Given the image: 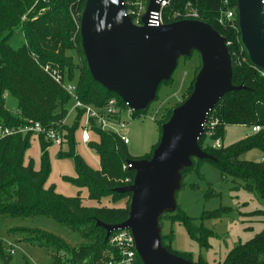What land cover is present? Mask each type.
<instances>
[{
    "label": "trees",
    "instance_id": "trees-1",
    "mask_svg": "<svg viewBox=\"0 0 264 264\" xmlns=\"http://www.w3.org/2000/svg\"><path fill=\"white\" fill-rule=\"evenodd\" d=\"M85 1L0 0V122L19 126L24 118H29L50 126L66 117L71 96L44 70L47 65L58 70L65 80H76L77 95L84 103L102 107L110 98L116 97L119 105L126 108L117 94L92 78L87 67L80 44V18ZM199 4L202 19L230 42L227 48L234 62L233 84L246 88L230 91L218 101L207 115L204 133L198 139V144L213 156L208 160L216 165L223 178L243 183L264 204V162L241 159V155L251 148H258L264 154V76L254 68L246 50L241 55L246 61L241 64L236 62L234 54L240 52V31L217 25L213 17L219 0H199ZM233 5L236 8L237 0H233ZM16 27H20L24 35V42L17 48L9 43ZM72 51L77 54V60ZM200 67L201 63L194 70L184 100L175 107L191 94ZM171 80L172 77L164 80L160 86ZM7 92L18 100L16 113L5 106L4 95ZM175 107H168L164 114L161 113L159 139L162 125L169 120ZM147 109L133 110L131 115L140 116ZM81 119L79 113L71 126H65L70 150L60 152V156L72 158L75 165L76 176L65 179L78 188H86L88 198L96 201V205H83L80 193L68 197L57 193L55 186H46L51 172L48 156L51 143L41 138V166L36 168L32 160L25 161L32 134H15L0 140V223L8 217L33 218L43 215L56 220L83 240L79 246L72 247L60 237L39 229H18L27 240L50 250L51 264H106L109 260L119 259L118 249L110 245L106 230L97 225V220L107 224L126 220L131 193H119L115 188L131 184L135 172L124 170L123 163L132 159H149L159 142L144 156L134 158L130 156L127 144L116 133L92 126V139L87 144L97 153L100 164L99 169H93L75 151V132L80 127ZM212 119H217L213 128L209 124ZM231 125H259L262 129L227 147L205 144L207 139L223 140L225 128ZM202 160L205 159L196 158L183 177L190 169L197 168ZM123 200V205H114ZM256 214H264V211ZM164 217H180L187 224L190 220L178 208L160 219ZM162 237V244L167 250L193 261L190 254L171 249L167 243L170 237H167L168 240L166 236ZM3 245L0 240V264H10L13 253ZM193 262L209 264L201 258ZM139 264H143L142 261ZM223 264H264V229L246 243L238 245Z\"/></svg>",
    "mask_w": 264,
    "mask_h": 264
},
{
    "label": "water",
    "instance_id": "water-1",
    "mask_svg": "<svg viewBox=\"0 0 264 264\" xmlns=\"http://www.w3.org/2000/svg\"><path fill=\"white\" fill-rule=\"evenodd\" d=\"M150 0L149 12L158 10ZM241 41L253 66L264 70V8L262 0H237ZM132 23L124 0H86L80 19L81 46L92 78L117 94L135 111L155 100L160 84L171 77L178 59L197 50L203 65L188 98L173 109L162 125L159 142L149 159L128 160L133 182L115 188L130 192L126 220H97L108 239L113 231L129 229L143 264H196L162 244L158 220L176 208L174 194L180 168L191 159H213L198 144L208 113L228 92L246 88L233 84V63L224 37L209 23L177 20L163 25Z\"/></svg>",
    "mask_w": 264,
    "mask_h": 264
},
{
    "label": "rangeland",
    "instance_id": "rangeland-1",
    "mask_svg": "<svg viewBox=\"0 0 264 264\" xmlns=\"http://www.w3.org/2000/svg\"><path fill=\"white\" fill-rule=\"evenodd\" d=\"M23 42L24 35L21 28H14L9 43L17 48ZM71 54L76 56L77 60V54L74 51ZM200 63L202 67L201 54L194 49L190 54L180 57L171 75L172 80L159 87L155 100L149 104L145 114L134 117L131 115L130 107L125 110L123 118L126 121V126L119 130L128 138L127 148L130 156L134 158L144 156L159 141L161 113H165L166 108L175 107L177 103L184 100L187 86L194 76L195 68ZM75 82L76 80L71 82L66 79V83L76 85ZM4 100L9 111L12 113L18 111V100L14 95L7 92L4 95ZM73 107L74 102L72 101L67 107V126H71L76 120V114L72 111ZM82 124L83 120L81 119L80 127L75 132V151L93 169H99L97 153L89 144L83 143L81 140ZM225 130L224 138L220 142L224 147H227L243 139L248 133L249 127L231 125L227 126ZM214 143L215 141L212 139L205 141V144L212 146H215ZM69 150L68 141L62 145L48 146L51 172L46 186L53 185L57 193L68 197H75L80 193L83 205H96V201L88 198L86 188H78L65 179L69 176H76L73 159L60 156V152L67 153ZM262 157L263 152L258 148H251L241 155V159L254 162H260ZM29 160L33 161L36 168H40L41 138L38 135L31 137L30 146L25 154V161ZM195 160L196 157L191 159L190 166ZM188 167L180 168L179 186L175 191L174 201L176 207L189 217V224L180 217L160 219L162 215L174 213L177 208L164 211L158 220L161 239L163 240L162 235L166 238L170 237V240L167 241V238L166 241L171 249L179 253L190 254L193 261L201 258L209 264H223L227 261L230 252L238 245L246 243L264 229V214H256L258 211H264V204L243 183L223 178L220 170L208 159L202 160L197 168L190 169L183 177ZM124 201H118L114 205H123ZM22 228L39 229L50 233L60 237L72 247H77L83 242L76 233L50 217L43 215L33 218L8 217L0 223V240L6 250L9 246L7 243L14 247L10 264H51L50 250L44 245L24 238V235L18 230Z\"/></svg>",
    "mask_w": 264,
    "mask_h": 264
},
{
    "label": "built area",
    "instance_id": "built-area-1",
    "mask_svg": "<svg viewBox=\"0 0 264 264\" xmlns=\"http://www.w3.org/2000/svg\"><path fill=\"white\" fill-rule=\"evenodd\" d=\"M157 2L159 3L158 10L149 12L150 0H124L126 15L132 23L137 26H143L146 23L145 17L147 13L149 14L147 23L155 26L177 20H200L207 22L202 19L203 14L200 8L199 0H157ZM262 4L264 8V0H262ZM213 18L217 25L223 29H234L240 31L237 6L236 8L234 7L233 0H219V6ZM221 36L224 37L225 43L228 45L230 42L226 41L224 35L221 34ZM240 43V52L234 54L238 64L246 61V58L241 56L243 51L246 49L242 41H240ZM232 63H234L233 60ZM254 68H256L260 74L264 76L263 69L255 66ZM44 70L48 72L51 77L57 83L61 84L70 94L71 99L74 102L72 111L75 112L76 116L81 113L83 120L81 140L83 143H88L92 139V126L99 127L104 131L116 133L125 144L128 143L127 136L122 134L119 130L126 126V121L123 118V115L129 106L125 102L126 108H122L119 105L116 97L110 98L102 107L86 104L78 97L76 85L66 83L64 76L58 70L51 68L49 65H47ZM132 111L133 109H131V112ZM216 122L217 119L211 120L209 123L211 128L214 127ZM65 126H67L66 117L50 126H45L41 122L34 121L29 118H24L22 124L19 126L6 125L0 122V140L15 134L26 135L30 133L32 135H38L40 138H43L46 142L51 143L52 145H62L66 141L67 130L65 129ZM261 129V126L253 125L249 127L246 136L255 134ZM214 145L215 147L222 146L219 139L215 140ZM261 161L264 162V154ZM130 166L131 164L126 161L123 163L122 167L124 170H130ZM108 239L110 245L118 249L120 257L117 260H109L106 264H139L141 259L135 247L133 234L129 229H118L113 231ZM7 246V251L14 253V247L12 244L7 243Z\"/></svg>",
    "mask_w": 264,
    "mask_h": 264
},
{
    "label": "crops",
    "instance_id": "crops-1",
    "mask_svg": "<svg viewBox=\"0 0 264 264\" xmlns=\"http://www.w3.org/2000/svg\"><path fill=\"white\" fill-rule=\"evenodd\" d=\"M225 133H226V130H225ZM246 137V136H245Z\"/></svg>",
    "mask_w": 264,
    "mask_h": 264
}]
</instances>
